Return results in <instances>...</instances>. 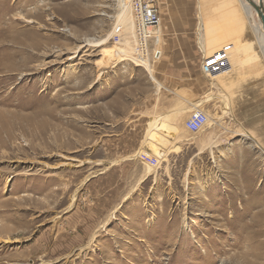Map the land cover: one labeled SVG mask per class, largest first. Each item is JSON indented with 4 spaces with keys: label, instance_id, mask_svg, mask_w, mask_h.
I'll return each instance as SVG.
<instances>
[{
    "label": "rangeland",
    "instance_id": "obj_1",
    "mask_svg": "<svg viewBox=\"0 0 264 264\" xmlns=\"http://www.w3.org/2000/svg\"><path fill=\"white\" fill-rule=\"evenodd\" d=\"M130 2L0 0V264H264V139L247 134L259 124L225 112L219 83L223 114L206 107L216 94L200 99L209 121L193 132L176 106L155 151L151 121L134 119L170 32L160 21L161 41L137 51ZM238 38L219 70L250 61Z\"/></svg>",
    "mask_w": 264,
    "mask_h": 264
},
{
    "label": "crops",
    "instance_id": "obj_2",
    "mask_svg": "<svg viewBox=\"0 0 264 264\" xmlns=\"http://www.w3.org/2000/svg\"><path fill=\"white\" fill-rule=\"evenodd\" d=\"M217 2L218 9L215 2L206 6V0H200V4L188 0L183 8L180 4L169 3L164 11H161V23L163 21L170 32L164 37L168 46L162 53L153 56L157 75L154 77L161 85L156 84L152 96L136 110L137 117L134 121L139 126L146 125L153 119L160 118L159 116L170 115L176 106L184 108L181 117L187 121L193 112L192 106L195 102L208 97L209 94H216L217 97L207 103V109L210 104H216L221 110L219 115L223 114L222 100L218 96L223 91L219 84L221 81L217 77L214 83L213 77L208 73L207 53L202 45V36L207 42L202 29V17L206 11L212 18L211 21H215L218 24L217 28H220V31L218 30L221 32L220 39L216 42L218 53L220 47L227 43H232L235 50L241 49L240 45H235L241 33L240 43L243 41L253 43L249 62L241 67L237 62L232 68L229 64L223 65L215 74L223 80L225 90L227 88L226 91L232 92L233 109L235 108L232 115L235 118L236 115L242 116L239 122L259 124L251 130L260 133L257 136L252 135L264 139V49L261 50L264 48V33L259 27L258 14L254 7L244 0H237L236 3L232 0ZM230 38L232 41L228 42L227 39ZM187 43L192 49L186 50Z\"/></svg>",
    "mask_w": 264,
    "mask_h": 264
},
{
    "label": "bare ground",
    "instance_id": "obj_3",
    "mask_svg": "<svg viewBox=\"0 0 264 264\" xmlns=\"http://www.w3.org/2000/svg\"><path fill=\"white\" fill-rule=\"evenodd\" d=\"M247 2V4H250L252 6V3L251 1L252 0H244ZM257 2H260V0H256ZM128 2H130V0H128ZM132 2V0H131ZM130 2V4H131ZM212 2H215V6L216 8L218 9V2L217 0H206V6L209 4V3H212ZM239 2V1H238ZM243 2V1H242ZM205 3V2H204ZM241 4V3H240ZM241 7H242V4H241ZM253 7V6H252ZM132 13V12H131ZM132 17V28H131V34H132V42L135 43V48L137 51H141L139 50L138 48V41L136 40L135 38V21H134V18H133V15H131ZM213 16V15H212ZM216 17V16H215ZM128 20V19H127ZM212 18H210L208 15H207V12L205 11L203 17H202V29L205 33V36H206V39H207V48H206V53H207V63H208V71H209V74L213 77V80L214 82H216L217 80V77H218V80L220 79L221 81V84L224 85V82L223 80L221 79V77L217 74H215L216 71L219 70V66H220V62L218 60V58L216 57L218 51H217V48H216V42L218 41V39L220 38V35H221V32H219L220 28H217V23L215 21H211ZM258 23H259V27L262 31V33H264V27H263V23L262 21L260 20V18L258 17ZM8 26V25H7ZM161 27V26H160ZM220 27V26H219ZM2 29V28H1ZM219 30V31H218ZM159 33V32H158ZM9 35H7V33L5 34V36L3 38H1L0 36V43H4L6 40H8V37H10V32H8ZM12 37V36H11ZM131 38V37H130ZM264 38V36H263ZM160 39V38H159ZM104 41H106V39L104 40H101V41H98L97 43H103ZM158 41V40H157ZM161 40H159L158 42H160ZM259 43V42H258ZM93 44H96L95 42ZM261 47V46H260ZM264 48L262 47L261 50H263ZM146 53L148 52V48L145 49ZM232 50H228V54L231 56L232 54ZM219 54V53H218ZM241 55H242V51H241ZM223 57V56H222ZM224 58H222V66L223 65H226V62L223 60ZM218 61V62H217ZM206 63V64H207ZM221 66V67H222ZM219 73V72H218ZM231 82V81H230ZM219 83V82H218ZM227 84V83H226ZM225 86V85H224ZM227 90V88H226ZM233 90V89H232ZM236 90V89H235ZM227 94H231L232 92L231 91H226ZM239 94V93H238ZM231 98L233 99V96H231ZM235 101V100H234ZM234 103V102H233ZM50 106V105H49ZM21 107V106H20ZM38 108L41 107V105H38L37 106ZM56 107V106H55ZM23 108V107H22ZM50 109L52 108L49 107ZM42 109V108H41ZM51 111V116H52V112H54V110H49ZM36 112V111H35ZM226 113L230 114L232 116V111L231 109L229 110H226L225 111ZM49 113V112H47ZM40 114V113H39ZM46 115V114H45ZM31 116V115H30ZM48 116V115H47ZM156 116V115H155ZM53 117V116H52ZM60 117V116H59ZM157 117V116H156ZM160 118H157V119H153L152 122H151V129L149 130V143H150V146H154V149L155 151L158 149L160 150L162 147H163V141L165 140V138L167 137V135L170 133V128H171V117L170 115H163L162 116H159ZM162 117V118H161ZM41 119V118H40ZM23 122V121H22ZM42 123V122H41ZM19 124V122H18ZM55 124V123H54ZM75 124V123H74ZM41 125V124H40ZM37 126V125H36ZM247 129V128H246ZM197 132V131H196ZM253 131H251L252 133ZM242 133V132H241ZM250 137H254L252 134L250 133H247ZM159 139V140H158ZM256 142L260 145L261 142L256 140ZM148 143V142H147Z\"/></svg>",
    "mask_w": 264,
    "mask_h": 264
},
{
    "label": "built area",
    "instance_id": "obj_4",
    "mask_svg": "<svg viewBox=\"0 0 264 264\" xmlns=\"http://www.w3.org/2000/svg\"><path fill=\"white\" fill-rule=\"evenodd\" d=\"M131 12L135 21V38L138 41V48L142 52L149 47V43L152 40L158 39V32H160V21H161V9L157 0H132ZM113 38L116 42H122L126 34V26L122 23H118L113 28ZM209 121L208 114L203 111L196 109L188 118L186 124L187 127L193 131H199ZM148 161L157 163V158L148 156L147 154L142 155Z\"/></svg>",
    "mask_w": 264,
    "mask_h": 264
},
{
    "label": "water",
    "instance_id": "obj_5",
    "mask_svg": "<svg viewBox=\"0 0 264 264\" xmlns=\"http://www.w3.org/2000/svg\"><path fill=\"white\" fill-rule=\"evenodd\" d=\"M251 3L258 14V17L262 21L264 27V0H260V2H257L256 0H252Z\"/></svg>",
    "mask_w": 264,
    "mask_h": 264
}]
</instances>
